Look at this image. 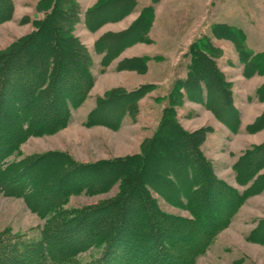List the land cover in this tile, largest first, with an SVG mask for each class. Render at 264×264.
<instances>
[{"label": "rangeland", "instance_id": "obj_1", "mask_svg": "<svg viewBox=\"0 0 264 264\" xmlns=\"http://www.w3.org/2000/svg\"><path fill=\"white\" fill-rule=\"evenodd\" d=\"M11 1L13 15L0 23V54L31 33L35 20L44 17L40 11L41 0ZM100 1L66 2L77 15L72 22L71 35L91 58L92 88L77 107L60 93L56 105L69 109L67 123L43 135L19 131L23 110L18 114L16 95H8L2 116H13L9 119L14 123L9 142L15 144V148L0 165V172L7 168L11 172L20 164L50 153L81 164H97L140 153L145 140L159 127L173 87L188 79L192 44L208 39L218 50V57H213L229 84L230 101L205 84L183 88L181 104L175 107V119L182 129L195 136L198 149L209 166V175L220 182L217 185L213 181L209 188L207 178L199 183L204 188L203 193L209 189L207 208L215 210L220 227L209 235L210 227L193 221L192 210L187 207L189 201L194 204L193 191L185 194L176 182L172 181L171 186L162 178L154 179L155 185L166 183L170 190L163 193L155 189L151 195L156 202L154 209L168 222L164 219L160 222V217L156 220L169 232L175 227L189 232L190 241L195 242L200 251L191 253V264H264V243L253 240L261 237V229H264V151H261L264 148V120H261L264 74L246 75L235 43L220 37L214 29L218 25L236 28L244 34L248 49L254 53L264 52V0H134L135 4L128 3L125 9L95 12L94 19L89 11ZM147 7L152 8V16L141 19L136 30L139 38L135 37L136 42L126 39L130 45L122 47L124 40L120 35L142 18ZM143 86L151 89L135 100V112L130 114L126 107V112L122 113V100L114 109L109 106L108 101L113 99L110 97H119ZM100 99L107 103L97 113ZM227 102L228 108L224 106ZM100 178L93 174L91 181L96 183ZM120 186L118 182L106 192L72 193L60 202L58 214L50 211L47 217L33 210L25 196H10L0 190V243H10L0 246V254L9 247L10 256L24 255L39 241L52 218L70 219L85 209L100 207L117 196ZM219 186L233 188L245 196L242 204L230 214L224 208L229 203L226 201L228 192ZM105 248L103 242L76 254L74 264H96ZM182 253L185 256V250H178V254Z\"/></svg>", "mask_w": 264, "mask_h": 264}, {"label": "trees", "instance_id": "obj_2", "mask_svg": "<svg viewBox=\"0 0 264 264\" xmlns=\"http://www.w3.org/2000/svg\"><path fill=\"white\" fill-rule=\"evenodd\" d=\"M133 1L101 0L89 11V15L93 17L95 12L99 13L102 9H125L128 8V3L133 6ZM66 2L67 0H41L40 11L44 13V17L35 20L31 33L0 54V165L15 148V144L9 142L12 138L10 129L14 126L9 119L13 116H2L4 103L9 96L16 95L18 114L22 110L24 113L20 116L23 124L19 131L27 135H43L53 133L67 123L69 109L56 105L60 93L77 107L93 86L91 58L71 35L72 22L76 21L77 15L73 6L67 7ZM13 12L11 0H0V23L10 20ZM152 12V8L147 7L142 18L120 35L122 40L136 42V30L141 19L152 16ZM214 29L220 37L235 43L246 75L251 76L254 72L264 74V52L254 53L248 49L240 30L224 25L215 26ZM124 41L122 47L130 45ZM191 53L193 58L187 81L179 82L173 87L162 121L153 136L145 140L140 153L97 164H81L58 153H50L20 164L11 172H8L9 168L0 172V190L10 196H25L33 210L43 217H47L50 211L58 214L60 202L72 193L84 190L92 193L106 192L116 183L121 184L117 196L100 207H90L70 219L52 218L41 232L39 241L32 244L24 255L15 258L10 256V248H5L0 254V264H74L76 254L103 242L106 243L104 255L96 264H103L105 260L109 262L107 264L193 262L190 255L198 251L196 243L190 241L188 231H179L175 227V230L169 232L161 227L164 226L160 224L162 219H167L154 209L156 202L151 195V191L155 189L163 193L170 190V185L167 186L166 183L162 184L163 189H160L162 185L156 186L157 178H162L171 186L174 181L185 194L190 195L191 190L193 191L194 204L189 201L187 205L192 210V220L205 228L210 227L209 235L220 227L215 210L207 208L210 201L209 189L203 193L204 188L199 185L206 178L208 188L213 181L217 185L220 182L209 175V166L198 149L195 136L182 129L175 119V107L181 104L183 88H198L205 84L209 90H215L228 102L231 91L213 57H218V50L208 39L194 42ZM146 86L128 94H119V97H110L113 99L108 101L109 106L114 109L120 105L117 104L119 100H122V113L135 112V100L142 98L151 89ZM262 91L264 93V89ZM105 99L98 102L97 113L107 103ZM228 102L224 105L227 108L230 106ZM119 116L120 113L118 118ZM262 119L264 120V116ZM93 174L101 177L96 183L91 181ZM223 190L228 192L226 201L229 203L224 208L230 214L242 204L245 196L227 186ZM204 194L206 199L202 198ZM156 217H160V222ZM224 218L222 217L223 220ZM263 232L264 229H261L262 236L257 237L259 240H253L264 243ZM3 244L0 243V246ZM5 244L10 245L9 242ZM178 250H185V256L183 253L178 254Z\"/></svg>", "mask_w": 264, "mask_h": 264}]
</instances>
